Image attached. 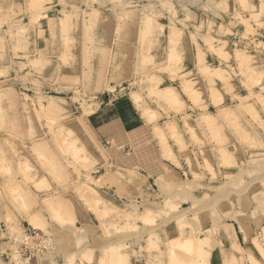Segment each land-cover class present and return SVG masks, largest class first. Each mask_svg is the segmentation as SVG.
Instances as JSON below:
<instances>
[{"label": "rangeland", "instance_id": "374dc122", "mask_svg": "<svg viewBox=\"0 0 264 264\" xmlns=\"http://www.w3.org/2000/svg\"><path fill=\"white\" fill-rule=\"evenodd\" d=\"M120 110L176 155L162 213L134 222L101 180ZM62 200L99 228L75 236L87 261L101 241L95 264H264V0H0V243L16 260L63 239Z\"/></svg>", "mask_w": 264, "mask_h": 264}, {"label": "crops", "instance_id": "0c3cea01", "mask_svg": "<svg viewBox=\"0 0 264 264\" xmlns=\"http://www.w3.org/2000/svg\"><path fill=\"white\" fill-rule=\"evenodd\" d=\"M63 1L66 4L71 3L78 6L85 3V0ZM132 38L137 40L139 32L132 31ZM136 46L137 44L133 46L131 52L133 55L138 53ZM121 113V110L118 111L117 118L101 126L100 136H102L103 141L108 143V162L111 167L110 171L101 177V180L106 183L103 190L110 196L109 200L114 202L112 203L113 206H115L117 199L130 201L131 205H126L124 212L126 216H131L132 222H134L139 214H143V216L146 214V209H152L153 213H162L163 208L159 204L162 199L169 197V193H163L160 185L163 181H173L176 155L173 148H169L159 140L156 132L157 123L138 116L136 112L127 114L125 111ZM10 126L15 129L16 134H23L26 131L23 121L17 117L10 121ZM168 185L174 187L175 184ZM117 186L123 188L125 193L117 195ZM173 196H175L174 192ZM136 199L135 205L134 200ZM146 202L155 203L156 206H146ZM71 204L66 200L57 201L54 204V208L61 212L64 219L69 218V222L63 229L66 232L63 233L62 240L46 243L44 246L49 248L37 253L36 257L31 258V260L24 258L16 260L15 256L18 257L16 248L19 244H16L12 239L4 238L0 243V264H95L96 260L98 261L100 258L99 252L101 250L98 248L102 246L101 241L94 240L96 249L87 261L84 256L88 245L85 242L80 244L75 236H80L81 231L85 229L94 231L96 234L97 229L99 232L100 230L95 222L89 221L83 205L81 207L79 204ZM92 207L96 208L97 206L93 204ZM98 210L102 211V207ZM104 211L107 212V210ZM173 214L174 217L170 224L176 230L181 221V211L179 210L178 214L176 212ZM110 220L108 219L106 222H110ZM144 228L145 226H143ZM222 236L220 235V237ZM201 243L204 245L206 240L201 241ZM40 246L43 247L41 244L37 245V247Z\"/></svg>", "mask_w": 264, "mask_h": 264}, {"label": "bare ground", "instance_id": "6f19581e", "mask_svg": "<svg viewBox=\"0 0 264 264\" xmlns=\"http://www.w3.org/2000/svg\"><path fill=\"white\" fill-rule=\"evenodd\" d=\"M155 32H156V31H155ZM251 143H252V142H251ZM94 198H95V197H94ZM88 201H89V200H88ZM10 216H11V215H10ZM101 217H102V216H101ZM189 244H190V243H189ZM189 244H188V245H189ZM185 245H187V243H186ZM182 246H184V245H182ZM180 247H181V246H180ZM185 248H188V247H187V246H185Z\"/></svg>", "mask_w": 264, "mask_h": 264}]
</instances>
